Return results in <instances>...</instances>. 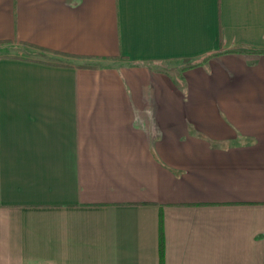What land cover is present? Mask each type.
I'll use <instances>...</instances> for the list:
<instances>
[{
    "label": "crops",
    "instance_id": "1",
    "mask_svg": "<svg viewBox=\"0 0 264 264\" xmlns=\"http://www.w3.org/2000/svg\"><path fill=\"white\" fill-rule=\"evenodd\" d=\"M0 264H264V0H0Z\"/></svg>",
    "mask_w": 264,
    "mask_h": 264
},
{
    "label": "trees",
    "instance_id": "2",
    "mask_svg": "<svg viewBox=\"0 0 264 264\" xmlns=\"http://www.w3.org/2000/svg\"><path fill=\"white\" fill-rule=\"evenodd\" d=\"M162 249H163V242L161 241V251H162Z\"/></svg>",
    "mask_w": 264,
    "mask_h": 264
}]
</instances>
